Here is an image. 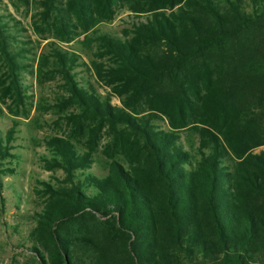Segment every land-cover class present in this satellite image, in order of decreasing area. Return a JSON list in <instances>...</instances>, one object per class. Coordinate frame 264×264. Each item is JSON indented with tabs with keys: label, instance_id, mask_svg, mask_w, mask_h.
I'll use <instances>...</instances> for the list:
<instances>
[{
	"label": "trees",
	"instance_id": "obj_1",
	"mask_svg": "<svg viewBox=\"0 0 264 264\" xmlns=\"http://www.w3.org/2000/svg\"><path fill=\"white\" fill-rule=\"evenodd\" d=\"M31 2L47 51L29 56L0 14V104L25 114L33 60L38 80L61 79L44 108L67 128L45 140L64 176L40 182L21 264H264V0ZM116 18L119 34L99 29ZM98 150L107 173L78 172Z\"/></svg>",
	"mask_w": 264,
	"mask_h": 264
},
{
	"label": "rangeland",
	"instance_id": "obj_2",
	"mask_svg": "<svg viewBox=\"0 0 264 264\" xmlns=\"http://www.w3.org/2000/svg\"><path fill=\"white\" fill-rule=\"evenodd\" d=\"M35 11L36 7L31 0H0V14H10L19 21L18 34L23 39L30 40L28 46L31 47V53L28 55L32 56L34 53L36 59L39 53L47 51L46 44L50 38L32 31L31 17ZM10 23L11 21H8V24ZM121 26L116 18L98 27L102 31L119 34ZM59 45L66 48L65 44ZM80 57L87 63L89 56L81 54ZM26 62L31 65L21 74L27 94L23 109L25 114L17 110L16 115H11L4 105L0 104V136L2 137L10 127L13 128L11 140L8 142V152L11 156L0 160V264H21L28 259L29 233L44 201L40 182L56 186L54 179L62 180L64 176L60 169H47L44 166V159L52 155L45 140L53 135H61L67 128L62 113L57 112L54 107L44 108L53 105L56 98L64 94L62 81L58 76L38 80L33 73L35 61ZM74 72L77 78L88 81L100 95L105 96L108 93V89L100 86L84 66L75 67ZM109 99L111 104L119 105L113 95H110ZM6 103L9 104V100H6ZM156 123L164 127L160 121ZM104 139L101 138L100 143ZM108 161L109 159L98 150L93 154L89 166L77 171L89 172L98 177L104 176L107 173Z\"/></svg>",
	"mask_w": 264,
	"mask_h": 264
}]
</instances>
